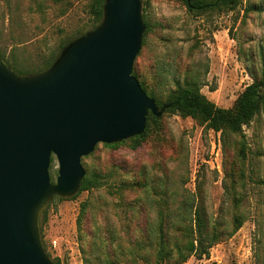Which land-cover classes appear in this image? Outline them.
Returning a JSON list of instances; mask_svg holds the SVG:
<instances>
[{
	"label": "rangeland",
	"instance_id": "1",
	"mask_svg": "<svg viewBox=\"0 0 264 264\" xmlns=\"http://www.w3.org/2000/svg\"><path fill=\"white\" fill-rule=\"evenodd\" d=\"M90 3L0 0L1 51L26 72L38 70L60 43L91 28ZM257 6L264 0L202 11L183 0H147L148 28L145 23L133 71L161 102L194 80L218 107L233 106L264 73V10ZM243 131L244 141L165 110L139 141L98 143L82 164L103 183L53 197L40 214L47 253L62 264H264V105ZM57 174L53 156V181ZM196 206L218 237L209 257L179 263V227L193 224ZM162 231L168 239L163 260L156 255Z\"/></svg>",
	"mask_w": 264,
	"mask_h": 264
},
{
	"label": "water",
	"instance_id": "2",
	"mask_svg": "<svg viewBox=\"0 0 264 264\" xmlns=\"http://www.w3.org/2000/svg\"><path fill=\"white\" fill-rule=\"evenodd\" d=\"M145 28L142 0H105L103 20L48 67L21 73L0 54V264H56L41 238L44 207L79 192L82 158L98 143L139 135L150 111H165L133 74Z\"/></svg>",
	"mask_w": 264,
	"mask_h": 264
},
{
	"label": "trees",
	"instance_id": "3",
	"mask_svg": "<svg viewBox=\"0 0 264 264\" xmlns=\"http://www.w3.org/2000/svg\"><path fill=\"white\" fill-rule=\"evenodd\" d=\"M147 0H142V12L144 16V9ZM189 10L202 11L216 8H233L239 4L240 0H183ZM105 0H91L90 11L93 15V23L91 28L95 27L103 20ZM255 9L264 10V6H257ZM147 28L148 24L145 21ZM90 28V29H91ZM89 30V29H88ZM87 30L79 31L73 38L79 34L84 33ZM73 38L63 41L59 44L56 50H53L49 57L45 59L44 65L38 70L48 67L59 50ZM0 54L6 61L18 72L28 73L25 71L24 66L21 65L16 57L13 55L11 59H7L0 49ZM34 70V71H38ZM33 71V72H34ZM133 74L139 80L142 88L147 94L156 99L157 105L165 107V110L173 111L181 116H190L195 119H199L202 123H205L208 128L222 129L223 133H234L241 136L244 141L245 134L243 126L248 124L264 105V73L261 77L255 78L253 82L249 83L243 91L238 95L235 103L231 107H218L216 103L208 98L202 91L201 86L194 80H186L182 85H178L177 89L164 101L156 95L153 90H148L144 80L139 79V74L133 71ZM162 116V115H161ZM160 117L154 115L151 111L147 115L146 126L143 133L135 135L128 139L139 141L144 138L148 131V124L151 119L159 120ZM123 141V140H122ZM110 143L107 145H115ZM241 155L243 158L246 156V150L244 142L241 145ZM103 183L100 173L93 171L90 174L85 175L79 192L90 191L94 187ZM59 197V196H55ZM64 198V197H59ZM242 222L238 220L235 229L241 226ZM162 226V225H161ZM181 233V239L178 243H175L178 262L186 261L191 255H196L199 258L209 257L210 248L217 240L218 234L214 230V226L210 225L209 220L206 218L204 211L196 206L193 212V224L181 225L179 227ZM167 236L165 233H161L159 249L156 250L157 257L162 260L167 256L166 242ZM56 264H62L61 260L57 258L54 261Z\"/></svg>",
	"mask_w": 264,
	"mask_h": 264
},
{
	"label": "built area",
	"instance_id": "4",
	"mask_svg": "<svg viewBox=\"0 0 264 264\" xmlns=\"http://www.w3.org/2000/svg\"><path fill=\"white\" fill-rule=\"evenodd\" d=\"M54 243H56V241H54Z\"/></svg>",
	"mask_w": 264,
	"mask_h": 264
}]
</instances>
